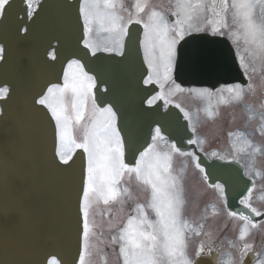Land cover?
Wrapping results in <instances>:
<instances>
[{"label":"snow or ice","instance_id":"obj_1","mask_svg":"<svg viewBox=\"0 0 264 264\" xmlns=\"http://www.w3.org/2000/svg\"><path fill=\"white\" fill-rule=\"evenodd\" d=\"M39 3L40 0H27L25 10L13 0H0V23L7 20L14 9L25 11L27 21L31 23L23 28L17 27V35L23 40L30 39L33 27L40 19L39 13L35 12ZM133 9L126 8L124 0H79L81 35L76 50L70 55L78 58L68 59L64 55L62 34L47 37L49 42L45 44L44 62L54 65L58 60L66 59L67 64L63 69L62 83L49 84L38 94V99L33 98V106L47 109L54 122L53 159L59 161L56 166L72 168L78 150H81L83 159L75 220L77 253L69 261L61 249L58 254L62 260L52 256L46 264H96L102 243L117 252L121 264H202V260L212 254L213 243L206 244L201 240L195 250L190 251L189 241L192 236H204L212 241L213 234L210 230L205 231L206 215L197 221L185 214L188 205L185 176L189 164L198 171L205 187L216 194L227 216L242 222L237 240L229 241V247L235 248L238 256L231 252L221 253L220 264H246L245 257L254 250L253 243L246 242V238L252 229L258 227L260 221L256 218L264 217V211L253 206L252 202L256 178L264 179V172L257 167V156L264 155V145L255 143L243 131H235L228 133L229 137H235L231 154L217 150L205 153L219 161L240 164L244 169L247 182L238 199L242 210H233L228 206L227 181L210 183L213 174L202 164L200 155L196 151L183 150L177 141L165 135L166 129L161 121L151 122L148 129L150 142L142 150L135 149L127 122L121 126L123 112L109 98L111 83L101 79L93 65L102 58L118 57L119 62H123L134 53L142 52L146 75L141 77L140 83L145 90L153 85L159 88L146 99L149 108L143 111H149L160 100L164 101L165 107L172 105L177 94L186 93L207 100L203 111L213 117L217 114L212 107L214 95H217L218 102L231 104L243 103L246 93L255 92L248 73H255L258 69L264 71V0H170L166 9L151 6L150 0H135ZM25 23L24 19L18 21V25ZM134 25L142 28L139 36L132 30ZM209 29L213 35L227 33L238 49L242 45L245 54L240 55L238 51L237 58L248 83L226 86L227 96L223 94L224 89H216L213 93L209 88H185L176 79L181 42L188 43L186 37ZM4 53L5 47L0 45V60L4 59ZM101 54L107 55L102 57ZM98 80L107 85L99 97ZM8 95L7 87L0 88V97ZM106 98L108 102H105ZM175 108L189 122L193 134L186 143L196 145L200 152H204L206 140L196 135L200 110L194 119L180 103H175ZM3 115L4 109H0V118ZM246 116L249 122L259 121L257 131L264 135V102L256 107L247 105ZM129 151L134 153V163L126 162ZM137 151L138 156L135 155ZM177 156L184 160L179 170L174 167ZM133 178L145 198L131 206L126 219L113 222L112 205H118L122 210L128 201L133 200L128 186ZM210 207L213 215L219 214L217 203ZM98 215L108 217L110 235L104 240L101 239ZM55 239L63 242L59 235ZM257 256L260 257L257 264H264V252L257 253ZM104 264H107L106 255Z\"/></svg>","mask_w":264,"mask_h":264},{"label":"water","instance_id":"obj_2","mask_svg":"<svg viewBox=\"0 0 264 264\" xmlns=\"http://www.w3.org/2000/svg\"><path fill=\"white\" fill-rule=\"evenodd\" d=\"M78 4L79 0H42L36 11L39 22L28 40L17 35V27H21L19 20L24 19L26 25L31 23L27 22L25 11L19 18L13 10L0 23V43L5 47L4 59L0 60V86L9 89V95L0 98V109H4L0 118V264H46L52 256L62 260L58 254L61 249L72 261L78 250L75 220L81 184V150L77 151L72 168H58V158L55 162L53 159L54 122L47 109L33 106V98H38L50 83L61 82L67 63L66 59L54 65L44 62L47 37L62 34L64 55L68 59L78 58L70 56L81 35ZM132 30L137 36L141 33L138 25ZM186 40L188 43L182 41L178 49L176 79L180 83L213 84L219 78L229 79L238 74L233 54L223 40L200 34ZM52 44L55 46L56 41ZM119 59L102 58L93 67L101 79L110 81L109 98L123 112L121 126L127 122L134 143L145 145L149 125L159 120L170 139L177 141L182 149L189 148L185 139L192 133L177 108L170 105L162 110L160 100L149 111L142 110L149 108L145 100L157 88L153 85L145 90L140 83L146 74L142 52L123 62ZM228 64L235 66L230 76L224 67ZM199 155L213 174L210 182L227 181L228 206L242 210L237 198L247 182L243 168L231 162H207ZM58 235L62 243L55 239ZM248 258L246 264L250 263ZM202 264H219L217 253L213 251Z\"/></svg>","mask_w":264,"mask_h":264},{"label":"flooded vegetation","instance_id":"obj_3","mask_svg":"<svg viewBox=\"0 0 264 264\" xmlns=\"http://www.w3.org/2000/svg\"><path fill=\"white\" fill-rule=\"evenodd\" d=\"M27 5V0H23L22 4ZM133 2L129 0H124V6L128 8L129 10L133 9ZM28 6V5H27ZM258 79L257 77H253V79ZM253 83V81H252ZM236 83H228V84H220L219 86L215 88H209L213 91V93H216V89H224L223 94L225 96L228 95L226 91V86L233 85ZM247 84V83H246ZM185 88L189 87H195V86H182ZM197 88H208V87H197ZM180 104L188 111H190L193 114V117L195 119L196 112L199 109V122L196 123L197 133L196 135H199L201 138H204L206 140V143L204 144V154L209 153L212 150H217L222 153H232V141L235 139V137H229V132H235V131H243L247 134V137L252 139L255 143L264 145V135H260L257 131V125L259 121H252L249 122L247 120L246 116V107L247 105L251 104L254 107L259 106L261 102H264V75L263 77H259V84H255V92L254 93H246L245 99L243 103H231V104H223L218 102L217 95H214L212 98V107L213 111L217 114L213 117H208L204 111L203 108L207 105L208 101L195 97L190 96L188 94H180ZM79 134V133H77ZM195 147L199 150V148L195 145ZM138 156V155H137ZM210 158L209 156H207ZM128 163H134V160L132 161H126ZM184 164V161H174V167L175 168H181ZM257 167L264 172V155H258L257 156ZM193 167L189 164L187 170H186V178L190 181H199L200 174L198 171L195 172H188V169ZM125 183H127V178H125ZM256 187L253 190V196H252V202L253 206L258 207L261 211H264V199H261V197H264V190H261V185H264V179H261L260 177L256 178ZM131 189L133 200L128 201L121 210L118 205H112V212L115 214L113 217V222H116L117 220H123L126 219L127 215L131 212V206L136 202H143L145 198V194L142 192V190L137 186L135 179L133 178L131 183L128 185ZM210 194L213 198V200H217L216 194L211 190ZM104 211L103 206H101V212ZM220 211L223 212L226 216V227L230 228V231L232 234L237 233L239 235V229L242 226V222L239 220H234L227 216V212L224 209H220ZM213 221H218V219H214ZM260 223L257 228L251 230V234L246 239L252 238L254 243L262 242L260 251L258 252V249H254L255 252V260L254 264H257V261L260 257L257 256V253L264 252V217L259 220ZM97 222L101 225V232L102 236L101 239H107V237L110 235L108 231V217L104 215H98L97 216ZM236 237H238L236 235ZM101 249H105L107 252H109L110 255L114 254L118 260L120 261L117 252L111 251L110 249L106 248L105 245L102 243L100 245ZM238 256V255H237ZM121 263V261H120Z\"/></svg>","mask_w":264,"mask_h":264},{"label":"rangeland","instance_id":"obj_4","mask_svg":"<svg viewBox=\"0 0 264 264\" xmlns=\"http://www.w3.org/2000/svg\"><path fill=\"white\" fill-rule=\"evenodd\" d=\"M135 1V0H134ZM151 2L153 3L154 6L156 7H161V8H168L170 6V0H151ZM236 51H237V54H238V51H239V54L240 55H245L243 53V50H242V45L241 47L238 49L236 47ZM258 71H261L258 69ZM177 100H179L177 98ZM180 159H183L179 156L175 157V160H180ZM194 187L190 188L189 190H186V193L187 195L190 194L191 195V191ZM195 189V188H194ZM199 191V189H198ZM203 193H205L204 189L201 187L200 191H199V198H200V201H202V199H204L206 196L203 195ZM192 196V195H191ZM188 198L190 200V197L188 195ZM197 200L196 197L193 198V201ZM188 206V205H187ZM211 205H209L207 207V204H204V207L205 209L207 208V212H205V209H203V211H201L200 214H193V213H186V215L191 218V219H194V220H199L202 216H211L213 215L212 214V210H211ZM191 212H194L193 210H191ZM226 232V231H225ZM236 235L238 236L237 233L235 234H232L231 232H226L225 234L222 233L220 235H218V233H216L215 235H212V241H208L204 236H192L189 243H190V251H194L195 250V247L200 243L201 240H204L205 243H209V242H212L213 243V246H215V248H217L221 253H228V252H231L233 254V256H237L238 255V252L235 248H230L229 247V241H233L235 242L237 240V237ZM246 242H250V243H253V247L254 249H258L257 251L259 252L261 249V244L262 242H258L257 244L253 242L252 238L250 239H246ZM224 259H226V256L223 257ZM104 259V257H103ZM108 259H110L109 257L106 258V260L108 261ZM222 259V258H221ZM111 261V260H110ZM112 262V261H111ZM258 262V261H257ZM96 264H104V263H96ZM107 264H111V263H107Z\"/></svg>","mask_w":264,"mask_h":264}]
</instances>
